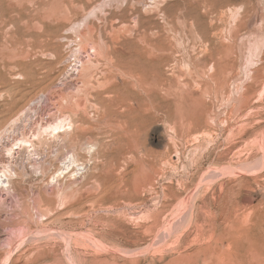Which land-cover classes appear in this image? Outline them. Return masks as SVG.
<instances>
[{
	"label": "rangeland",
	"instance_id": "rangeland-1",
	"mask_svg": "<svg viewBox=\"0 0 264 264\" xmlns=\"http://www.w3.org/2000/svg\"><path fill=\"white\" fill-rule=\"evenodd\" d=\"M0 264H264V0H0Z\"/></svg>",
	"mask_w": 264,
	"mask_h": 264
},
{
	"label": "bare ground",
	"instance_id": "bare-ground-1",
	"mask_svg": "<svg viewBox=\"0 0 264 264\" xmlns=\"http://www.w3.org/2000/svg\"><path fill=\"white\" fill-rule=\"evenodd\" d=\"M56 126H57V127H54V129H58L59 126H58V125H56Z\"/></svg>",
	"mask_w": 264,
	"mask_h": 264
}]
</instances>
